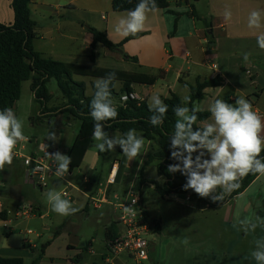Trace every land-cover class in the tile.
<instances>
[{
    "label": "rangeland",
    "instance_id": "rangeland-1",
    "mask_svg": "<svg viewBox=\"0 0 264 264\" xmlns=\"http://www.w3.org/2000/svg\"><path fill=\"white\" fill-rule=\"evenodd\" d=\"M169 2L172 12L164 13L169 36L178 33L180 37L184 38L188 32L193 30L195 23L197 27L202 28L205 27L207 23L211 22V18L206 15L209 12V8L205 0H201L199 5L200 11L197 10L198 17L202 15L203 19H193L191 16L193 11L192 5L196 4L195 0H169ZM137 38L134 37L131 39L132 43L130 46H138L128 48L129 51H133L132 53H139L137 51H142V53L138 54L140 61L138 60L137 63L127 62V64H122V58L118 57L116 61H114L108 57H104V53L107 49L102 45H100L95 52V54H97V61L95 64L92 63L89 58L93 53V49L86 45L80 46V48L78 47L79 57L75 63L87 66L91 69L109 68L146 74L158 78L155 90L161 91L162 94L169 95V88L180 98L182 95L186 94L185 87L177 81L176 73L180 66H182L185 71L188 67L193 68L191 61L187 63L186 60L176 59L174 62V60L167 59V56L164 55L165 51H168L169 56L171 48L169 44H166L163 48L164 52L161 53L158 48L159 39L155 37V34H140ZM136 39L139 41H136ZM150 40L151 42L149 43ZM53 44L54 43L42 39L36 42V47L50 53L47 58L50 57L57 61L66 62L67 60H65V58H60V56H58V51L52 47ZM207 47V50H211L209 46ZM150 48L151 52L156 53L155 59L149 58L151 53L148 50H150ZM51 50L52 52H50ZM192 59L193 61L196 60L195 57ZM163 63H165L164 69H167L169 65L173 66L167 80H162L161 78L165 77L164 74H161L159 68ZM244 67L246 71L247 69H251L249 65H244ZM261 76H264V73H262ZM73 79L77 82L88 83L91 81V84L95 86V79L82 78L75 75H73ZM193 79L194 77L191 75L189 82L192 84H194ZM48 89L49 92L54 95L53 100L50 101L48 106L58 107L63 105L62 95L54 79L48 84ZM115 89L119 92L122 86L115 82ZM247 89H249L248 84L244 82L240 92L234 94L235 98L236 96H243L244 91H247ZM227 91L228 90H221L218 92L211 89L209 94H206L204 100L199 104L202 111H208L209 105L214 99H224ZM187 94H189V92H187ZM86 95H88V92H86ZM112 99L118 102L119 95L112 96ZM149 99L150 98L146 100L147 104H149ZM260 104L264 107V97ZM13 110L16 115L23 120L24 134L28 138L27 140L31 142L27 144L23 151L25 155H45L44 152L40 150V145L42 143L49 145L47 151H58L66 155L72 137L79 130L80 121L71 117L69 114L38 120L40 104L35 101L34 93L31 90V81L23 83L21 98L16 103ZM33 120L34 122H32ZM210 122H212V120ZM49 132L55 133L59 138L58 142L47 139ZM137 133L142 135L140 132ZM111 136H121V134L119 132H114ZM145 142L147 144L146 140ZM96 143L97 142L94 140V145L89 150L82 168L77 169L72 177H69L67 174L65 178L75 183L77 186H80L85 191L91 188L94 190H106L110 188L118 193L121 192L122 196H120V198L126 196L129 191H133L140 196L147 213L146 218L151 227V235L148 236V240L151 243L150 257L146 264H257V262L250 257V252L255 248L254 240L259 237H264V228L258 227L255 232H250L248 235H245L243 231L234 228L233 225H238L239 221L245 216L253 220H255L257 216L264 218V176L260 175L242 194L220 206H211L209 203L210 198H200L197 194H172L163 198L155 190L154 186L151 188V186L145 185V187L142 188V184H144L142 182L143 175L140 174V169L137 171L139 163L143 161V164H145L144 167H146L144 177L153 181H158L160 185L164 184L165 178L158 176L157 163H146L148 155L153 149L157 148L155 142H152V144L148 146L147 153H142L141 156L138 157L131 172L127 173L120 182L112 186L107 184L111 173V164L113 165L122 160L127 162V157H123L122 153L118 151V145L115 147L114 151L100 156L98 155L99 150L95 146ZM95 158H97V160L94 164ZM7 166L8 165H5V168ZM91 168L94 171L89 175L87 171ZM85 175H89L87 177L88 183H84ZM135 176H137L136 180ZM176 176L178 182L182 184L186 182L185 176L181 173L177 172ZM55 180V187L50 190L58 191L62 195L65 190H68L69 186L63 179L60 180L57 178ZM44 190H39L33 187V185H23V191L28 195L26 200L28 202H40L46 205L48 202L45 192H43ZM74 193L75 192L72 190L69 196L73 197ZM187 196H189L190 200H186ZM62 198L68 199V197L63 195ZM111 202L112 204H117L119 200L114 198ZM75 207L79 208L80 211L75 213L74 217H69V224H67L65 230L61 231L57 236H55V231L62 225L60 221H62L61 223L64 222L59 218L61 217L59 214L45 220L37 218L27 221L25 220L26 218H22L18 219V221L14 222L12 225L15 229L17 227L22 232L32 230L35 234L40 235L41 239L36 241L38 251L42 250L49 236H54L55 240L60 238L58 241L59 248L65 243V240L68 239L70 234L71 237L77 236L80 238L78 248L79 254L85 256L89 264H103L104 259L100 257V254L103 253V255L107 256L109 259L112 258V255L106 248L105 226L107 223L103 221L101 215L106 209H112L113 207L103 206V209L97 210L91 205L88 209V214L82 210L81 206L76 205ZM98 220H101V222H98ZM35 234L28 236L22 233L21 236L31 239L35 237ZM6 236V229L1 228L0 238ZM185 240L187 243H185ZM91 241H93L92 250L94 255H89L85 249ZM27 247L29 248V246ZM73 258L77 259V254L73 255ZM95 261L96 263H94Z\"/></svg>",
    "mask_w": 264,
    "mask_h": 264
},
{
    "label": "crops",
    "instance_id": "crops-1",
    "mask_svg": "<svg viewBox=\"0 0 264 264\" xmlns=\"http://www.w3.org/2000/svg\"><path fill=\"white\" fill-rule=\"evenodd\" d=\"M195 1L196 4L192 5L193 11L191 16L193 19H203L202 15H200V17H198L197 15V10L200 11L199 5L201 3V0ZM205 1L206 5H208L209 8V12L206 15L207 17L211 18V22L207 23L205 27L202 28L197 27V24L195 23L193 30L188 32V34L185 35L184 38L180 37L178 33L172 36L168 35L169 33L167 32L166 17L164 14L165 11L163 10H157L155 12L148 13L146 30L137 33L135 37L137 38L140 34H155V37L159 39L158 48L161 53L164 52L163 48L166 44H169L171 48V53L169 56L168 51H165L164 55L167 56V59L174 60V62L176 59H182L184 61L186 60L187 63L191 61L194 69L188 67L185 71L182 66L178 67L177 69V81L184 87L186 84L195 85L198 79H212L216 76H220L224 80L223 86L211 89H214L218 92L221 90H228L225 94L226 96L224 100L228 99L229 103H234L236 99L234 94L240 92L242 86L244 85V82H247L249 89H247V91H244L243 96L252 102L254 110L259 115H261L262 118H264V107H262L260 104L262 98L264 97V76H261V74L264 73V50H261L257 46L256 41L257 34H259L260 31H264V29H252L247 26L248 14L253 9L264 10V0ZM11 4L12 0H0V23L5 25L13 24L14 11ZM226 7H230L232 11L231 20H225L223 16ZM30 10L33 19L38 24L39 36L38 39L34 41L35 50L41 53L44 57H47L50 53H47L42 49H38L36 47V42L43 39L45 41L54 43L52 47H54L56 51H58V56H60V58L63 57L65 58V60H67L66 62H61L79 65L75 62L79 57L80 46L86 45L92 48L93 39L92 35L88 32L87 27L95 28L98 31L105 33L107 35V38L114 44H119L127 38L121 36L115 31L116 25L118 24L119 20L125 17L127 15V12H115L113 10L111 0H34L30 4ZM193 14H195L196 17H194ZM137 39L136 41H139ZM150 42L151 40L149 41V43ZM131 43L132 41L130 39V41L126 42L121 47L119 52L110 51L105 47L107 50L104 53V57H108L114 61H116L118 57L122 58V64H127V62L137 63L131 61L128 58H137V61H140L138 54L142 53V51H137L139 53H132L133 51H129V47L138 46H130ZM100 45L102 44L97 43L95 48L93 49L92 54L94 56V59L91 60L92 54L89 56L90 61L94 64L97 61V54H95V52ZM207 46H209L211 50H207ZM52 50L50 52H52ZM148 51L151 53L149 58L155 59L156 53L151 52V48ZM246 52L250 53L249 61L247 62H245L243 59V54ZM193 57L196 58L195 61H193ZM244 65L251 66V69H247L246 71ZM164 66L165 63L159 66L161 74H164L165 76L161 78L162 80H167L173 66L169 65L167 69H164ZM89 69L94 71L109 68ZM122 71L132 72L125 70ZM191 75H193L194 77V84L189 82V78ZM78 77L95 79L92 77ZM83 83H85L86 92H88V95L86 96H92L94 94L95 86L91 84V81L88 83ZM116 83H119L123 88L122 82L117 81ZM156 84L153 86L134 84L132 85V92L137 93L141 100L145 102L154 94H158L163 102L165 99L170 97L171 93L176 94L169 87V95L162 94L161 91L155 90ZM211 89H206L205 94H209ZM113 102L115 105L118 104V102H115L114 100ZM64 103L65 101L63 100V104ZM15 105L12 107V109L15 107ZM210 121L211 118L205 122L200 123V125L203 127ZM32 122H34V120ZM77 134L78 132L72 137V140L70 141L68 149L66 151V155H68L71 146L73 145L77 137ZM261 134L264 135V132H262ZM29 143H31L29 140L20 142L18 143V147L16 149L23 152L25 147ZM43 152L46 155L45 151ZM47 152L49 154L55 153V151ZM88 152L86 153L82 165L77 169L82 168L87 158ZM122 155L123 157L125 156L123 153ZM137 159L138 157L136 159H133L132 161H129L127 158V162H125V160H122L118 163L113 164L118 166V174L115 184H117V182H120L123 176L125 177L127 173L131 172L132 168L137 162ZM96 160L97 158H95L94 164L96 163ZM147 160L148 157L146 161ZM113 165L111 164L112 167ZM144 165L145 164H143V161H141L139 163L137 171H139L140 169V174L143 175L142 178L150 180L144 177L146 168L144 167ZM77 169H75L71 173L68 172L69 177H72ZM93 171L94 170L91 168L87 171V174L90 175L91 173H93ZM85 176L84 183H88V176ZM135 177L136 180L137 176ZM55 179H57V177L51 178L49 180L48 187L43 192L46 193L50 189H53V187H55ZM58 179H63L67 183V185L69 186L67 191L69 193L72 190L75 192L73 197H68V200L72 202L73 206H81L82 210L87 212V214L88 209L91 205H93L97 210L103 209V206L111 208L113 207L112 209H106L101 215L103 221H106L107 223L105 226V231L108 227H110L112 223H116L117 227L120 228L119 212L117 208L112 205L111 200H113L115 197L122 196L121 192L118 193L117 191L111 190L110 188L106 190H94L93 188H91L90 190L85 191L75 183L66 180L65 177ZM24 184L32 185L30 180L28 179L27 169L21 159L13 158L12 165H8L3 170H0V229H6L7 235L6 237L0 238V257L21 258L24 261V264H33V261L36 259V257L42 254V257L39 260L38 264H89L88 259H86L85 256L79 254L78 248L80 244V238H78L77 236L71 237L70 234L68 239L65 240V243L60 246V248L58 245V241L60 238L55 240L54 236H49L47 242L51 241V243L45 248L44 252L42 253L41 251H38V246L36 245V241L41 239L40 235L35 234L32 230L22 232L17 227L16 229L15 227H13L12 224L14 222L18 221V219H22L21 217H18L16 215V212L23 206H31L34 209V215L32 217H23L26 218L25 220L27 221H31L37 218H39L40 220H45L49 217L58 215L51 210V205L49 203L45 205L40 202L26 201L28 195L23 191ZM147 184L148 183L142 184V188H144L145 185L151 186V188L153 187V185ZM105 193L107 195L108 202L101 203L96 207L94 199L100 200ZM74 216L75 215L73 214L67 217H59L64 222L61 223L62 221H60V224L62 225H60L56 229L55 236L59 235L61 231L65 230L66 225L69 224V217ZM101 220H98V222H101ZM22 233L23 235L28 236L35 234V237L31 239L26 237L24 238L21 236ZM92 243L93 241H91L85 248L89 255H94V252L92 250ZM27 246H29V248ZM75 254H77V259L73 258V255ZM100 257L104 259L103 264H107L111 261V258L109 259L107 256H104L103 253L100 254ZM94 263H96V261Z\"/></svg>",
    "mask_w": 264,
    "mask_h": 264
},
{
    "label": "clouds",
    "instance_id": "clouds-1",
    "mask_svg": "<svg viewBox=\"0 0 264 264\" xmlns=\"http://www.w3.org/2000/svg\"><path fill=\"white\" fill-rule=\"evenodd\" d=\"M158 10L156 0H139L136 6L127 12L116 25L115 31L123 37L135 36L146 30L148 13ZM225 20H231L232 11L226 7L223 13ZM247 26L252 29H264V10L253 9L247 18ZM257 46L264 50V31L256 36ZM250 53H244L243 59L249 61ZM115 73L95 81V92L90 101V116L94 121L92 138L100 152H112L118 145L129 161L136 159L143 153L152 141L145 142L136 129H129L123 136H109L104 130L106 121L115 120L119 116L117 107L112 99V88ZM185 93L181 97L182 105L174 107L176 116L170 140L171 159L176 163L170 164L166 171L175 174L181 173L186 178L182 186L184 191L192 190L200 198H210L212 202H224L227 196L241 188L242 181L251 174L264 176V118L253 108L250 100L244 96H236L234 103H229L221 98H216L210 103L208 111L211 113L212 122L206 123L202 128H195L197 113L202 111L199 104L191 108V96ZM149 123L160 126L164 122L168 105L158 94L149 99ZM24 122L11 107L0 110V170L5 165H12L14 149L18 143L26 141ZM47 139L58 142L54 132H49ZM49 145L41 144L40 150L55 164L54 175L58 178L65 177L72 163L70 156L55 152L49 154ZM220 189V191H217ZM131 194V193H129ZM51 210L61 216L73 215L80 211L68 199L62 198L60 192L49 190L45 193ZM132 205L136 199H132ZM125 213L135 215L133 206H124ZM234 228L243 231L245 235L260 227L264 228V218L257 216L255 220L245 216ZM185 243L187 241L185 240ZM255 248L250 252V257L257 264H264V237L254 240Z\"/></svg>",
    "mask_w": 264,
    "mask_h": 264
},
{
    "label": "trees",
    "instance_id": "trees-1",
    "mask_svg": "<svg viewBox=\"0 0 264 264\" xmlns=\"http://www.w3.org/2000/svg\"><path fill=\"white\" fill-rule=\"evenodd\" d=\"M34 0H12V9L14 11V22L11 25L0 23V110L6 107H13L21 98L22 85L24 82L31 80V90L34 93L35 101L40 104L38 120L45 118H53L63 114H69L71 117L81 122L77 137L71 146L68 156L71 157L72 163L69 172H73L79 168L86 156V153L93 147L94 140L92 138L94 121L90 116V101L92 96H86V85L83 82H77L73 79V75L92 77L95 79L106 77L109 73H115L116 79L113 83L120 81L123 88L120 92L112 88V96L121 95L124 92H132V85H148L156 84V77L141 73L124 72L114 69L90 70L89 68L72 63H65L44 57L37 52L34 47V41L38 39V24L33 19L30 10V4ZM113 10L118 13L128 12L133 9L139 0H111ZM158 10L172 12L168 0H156ZM194 17L195 14H193ZM88 32L92 35V49L97 43H101L108 50L119 52L121 47L135 36H128L119 44L112 43L105 33L95 28L87 27ZM94 59L92 54L91 60ZM133 62H137V58H128ZM54 79L57 87L62 95L65 103L58 107H49L48 104L53 99V95L49 92L48 84ZM224 80L220 76L212 79H198L195 85H187V89L191 96V103L187 106L200 103L205 98V90L211 88L222 87ZM95 92V89H94ZM225 101L229 102L228 99ZM168 105V112L165 115L164 122L160 126L153 127L149 123V117L152 112L149 111L147 102L145 101H129L124 106L115 105L118 109L119 116L115 120L106 121L104 130L112 135L119 132L121 136L129 129H136L140 132L146 141H152L157 144V148L153 149L148 156L146 163H157V173L159 177H164L165 182L160 185L157 181L142 179L143 183L154 186L155 190L164 198L172 194L196 195L194 191H184V184L177 181L176 173H168L166 171L170 164L176 163L171 159L170 140L169 137L173 132L174 123L177 119L173 109L177 105H182L181 98L171 93L170 97L164 100ZM198 119L194 124L195 128H202L200 123L211 118L209 111H200L197 113ZM118 151L122 153V149L118 146ZM108 152H100L99 155H106ZM261 156L264 157V151ZM259 174H249L242 181L241 188L227 196L224 202H212L211 206L224 205L235 197L242 194L255 180ZM217 191H220L218 189ZM143 202V201H142ZM3 216V214H2ZM147 217V213H145ZM121 229L116 223H112L105 231L106 242L114 239L121 234ZM51 243L47 242L41 252ZM40 254L33 261L38 264L41 259ZM0 264H24L21 258H3L0 257Z\"/></svg>",
    "mask_w": 264,
    "mask_h": 264
},
{
    "label": "built area",
    "instance_id": "built-area-1",
    "mask_svg": "<svg viewBox=\"0 0 264 264\" xmlns=\"http://www.w3.org/2000/svg\"><path fill=\"white\" fill-rule=\"evenodd\" d=\"M129 101H141V98L135 92H124L119 96L117 105L124 106ZM14 158H19L23 161L27 169L28 179L31 184L39 190L46 189L49 180L51 178H56L54 175L56 170L55 164L46 155L39 156L35 154L33 156H27L22 151L14 149ZM117 174L118 166L113 165L107 181L108 185L115 184ZM62 195L69 197V192L65 190ZM115 198L119 200V203H113L112 205L117 208L119 212V225L122 232L119 236L106 242V248L112 255L111 261L107 264H146L149 260L151 243L148 240V236L151 235V227L145 217L146 210L142 199L133 191H129L127 195L122 198ZM132 199H136L135 205H132ZM186 200H190L189 196L186 197ZM94 202L96 207L101 203H107L108 198L106 193L100 200L94 199ZM124 206H133L135 215L125 213L123 211ZM16 215L21 218L32 217L34 215V209L31 206H23L17 210Z\"/></svg>",
    "mask_w": 264,
    "mask_h": 264
}]
</instances>
